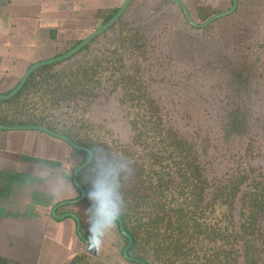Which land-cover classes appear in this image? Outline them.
<instances>
[{
    "label": "trees",
    "instance_id": "1",
    "mask_svg": "<svg viewBox=\"0 0 264 264\" xmlns=\"http://www.w3.org/2000/svg\"><path fill=\"white\" fill-rule=\"evenodd\" d=\"M193 3L197 23L222 12L214 9V0ZM119 9L98 11L95 18L104 25ZM211 26L203 30L209 32ZM99 37L66 61L35 70L13 98L0 100L1 126L43 127L92 152V162L77 177L85 198L59 208L57 214L77 215L86 240L92 239L101 219H121L133 241L128 256L145 264H264V167L251 165L252 139L239 102L243 94L264 87V46L257 45L255 52L263 55L254 57L241 47H248L249 41L240 42L200 71L202 77L217 78L227 100L234 101L217 131L202 105L185 103L191 113L182 127L190 128V134L172 124L170 119L176 118L150 91L148 79L155 80L148 76L153 48L138 30L120 28L115 46L96 49L89 58L72 63ZM111 96L122 110L124 133L88 119L95 106ZM207 124L213 129L208 135L201 128ZM66 145L70 151L61 167L71 172L76 199L81 194L73 173L89 154ZM238 161L248 163L245 169L235 165ZM221 172V178L214 176ZM75 235L93 255L82 251L73 257L74 264L124 258L128 239L114 219L99 226L92 244ZM0 264L23 263L0 256Z\"/></svg>",
    "mask_w": 264,
    "mask_h": 264
},
{
    "label": "rangeland",
    "instance_id": "2",
    "mask_svg": "<svg viewBox=\"0 0 264 264\" xmlns=\"http://www.w3.org/2000/svg\"><path fill=\"white\" fill-rule=\"evenodd\" d=\"M181 1L187 5L192 18L194 17L193 20L197 21L193 0ZM47 2L49 12L47 7L40 5V0H29V35L36 34V18L41 13L39 6L44 7L47 14L53 12L48 15L49 18L58 17L57 11H60L58 0ZM69 2L67 5L69 14L59 13L64 19L67 17V21L62 24L63 28H59L58 21L51 25L57 27L59 31L58 40L45 42L29 40V53H27L29 67L61 57L71 51L76 44L71 42L72 39L80 36L84 40L102 26H100L101 21L95 18L98 11L120 8L125 0H71ZM214 4V9L220 11H225L232 6L231 0H214ZM233 14L215 21L211 24L212 26L210 25V31L205 32L203 29L190 28L180 9L166 0H132L117 25L100 36L88 52L78 55L72 63L89 58L96 49L115 46L120 28L138 30L146 37L150 49L153 48L151 55L153 60L150 63L152 70L148 76L156 81L148 79L151 81L149 82L150 91L156 93V97L161 99V108L163 107L165 112L176 118L170 119L172 124L192 134L193 131L191 132L188 127H182L184 126L182 124L185 121L184 117L191 113V109L185 106V103L194 101L193 103L197 102L196 105L203 106L208 123L217 131L218 124L225 119V111L231 109L230 103L234 100H227L228 94L223 87H219L217 78L199 75L202 69L208 67L207 65L214 62L216 58L222 59L224 53L233 52L240 47V42L249 41L250 44L246 46L247 48L241 46L243 53L254 57L263 55L262 52L255 51L259 48L257 45L264 46V0H238V9ZM57 30L55 33L51 30L53 32L50 35L51 38L57 34ZM248 48L251 49L250 52ZM157 59L160 61L158 62ZM2 92L4 91L1 88L0 93ZM110 99L99 104L98 107L95 106L88 119L96 125L104 123L115 131L124 133L122 110L113 96ZM239 102L245 112V130L248 137L252 139L248 143L252 145V156L255 157L251 165L258 168L264 167V87L253 88L249 94H243ZM195 126L198 127L197 124ZM201 128L207 135L213 130L208 124ZM4 133H9L7 135L10 139L1 145L3 152L7 155H3L6 157L2 158L1 162L5 164L0 171L5 175L2 176L4 181L0 188V206L16 209L20 214L17 212L15 216L3 214L6 219L0 223V255L21 259L25 264H74L72 259L75 255L82 251L91 253L92 248H86L76 237L73 219L65 218L57 222L51 217L52 208L56 204L73 200L77 196L76 190L70 183V170L61 167L70 148L63 141L40 131L21 130ZM209 137L212 136L209 135ZM10 148L19 152L16 156H9L12 158L11 161H16L19 157L44 168H53L49 175L44 176L49 177L50 182L34 176V168L30 166L29 176L31 177L19 175L17 177L22 178V181L18 183L10 180H13L11 175L14 174H8L6 178V171L14 169L9 166V159H7L9 153L5 150ZM237 152L239 155L243 154ZM244 164L248 163L238 161L235 165H242L245 169ZM229 165L230 168L235 166L234 163ZM224 174L221 172L213 175L221 178ZM250 177L252 179L254 175ZM26 185H29V188ZM23 212H29V222L19 221ZM35 215L46 217L48 222L45 220V223L39 222ZM9 218L16 219L19 223H10ZM117 257L120 259V264H133L125 258ZM114 258H112L113 261L106 259L104 264H118L116 262L119 259ZM83 264L103 263L91 260Z\"/></svg>",
    "mask_w": 264,
    "mask_h": 264
},
{
    "label": "crops",
    "instance_id": "3",
    "mask_svg": "<svg viewBox=\"0 0 264 264\" xmlns=\"http://www.w3.org/2000/svg\"><path fill=\"white\" fill-rule=\"evenodd\" d=\"M47 1L51 0H45V2H41L45 8L47 7L46 3ZM71 0H58V5H60L59 12L57 11V18H49L53 14L51 13L47 14L45 11H47L44 7L41 8V13L39 16H37V30L36 34L34 36L29 35V0H0V87L2 88V95H6L10 93L20 82L21 78L24 76L25 71L29 69V56L27 53H29V40L37 42L38 40H41L42 42H45L46 40H58L60 38L59 31L57 30V27L51 26L53 23H59V28L62 29L63 22L67 21V17L64 19L59 15V13L62 14H69L67 12L68 4ZM50 4V3H49ZM49 6V5H48ZM51 7V6H50ZM59 7V6H58ZM48 9V7H47ZM50 9H48L49 12ZM61 23V27H60ZM67 24V22H66ZM53 27V29H51ZM67 27V26H66ZM58 28V29H59ZM90 29V28H89ZM51 30L55 33V30L57 34L53 38H51ZM89 31V30H88ZM95 31V30H94ZM47 35V37H46ZM83 40L80 36L79 38L72 39L71 42L76 43L77 41ZM0 88V89H1ZM0 170H2V166L5 163H1L3 160L2 158H5L6 156H3L6 153L3 152V148L1 145L4 144V142H7L10 137L9 133L4 132H11V131H2L0 130ZM3 143V144H2ZM9 153L7 159H9V166L14 167L13 170H7V176L8 174H14L11 175L13 180L11 182L18 183L21 179H19L17 176L24 175L25 177H29V166L34 168L35 174L38 172L39 179H45L47 182L49 181V177H44L49 175L51 173V170H54L53 168H44L39 166L38 164H34L32 162H29V160H24L23 158H19L16 161L12 160L9 156H16L17 152L13 148H10L9 150L5 149ZM15 159V158H14ZM34 174V175H35ZM5 174L0 171V188L3 184V178ZM22 181V180H21ZM27 188H29V185H26ZM33 188V186H32ZM77 193V192H76ZM77 197V196H76ZM17 212L16 209H6L0 206V223L4 221L3 219H6V217H3V214H13L15 216V213ZM20 214V212H17ZM22 217H20L22 222H29V212H23L21 213ZM36 216V215H35ZM11 217V216H10ZM37 217V216H36ZM48 217L49 210H48ZM52 217V216H51ZM39 222L45 223V221L48 222L46 217L39 216L37 217ZM53 219V218H52ZM10 223L13 222L14 224H17L18 220L9 218ZM45 220V221H44ZM24 227L26 225L24 223ZM59 222V221H57ZM27 228V227H26ZM2 256V255H0ZM6 257V256H4ZM7 258V257H6ZM12 260H17L23 264L25 262L21 259H14L9 258Z\"/></svg>",
    "mask_w": 264,
    "mask_h": 264
},
{
    "label": "water",
    "instance_id": "4",
    "mask_svg": "<svg viewBox=\"0 0 264 264\" xmlns=\"http://www.w3.org/2000/svg\"><path fill=\"white\" fill-rule=\"evenodd\" d=\"M170 2H173L175 4H177L179 7H181L185 19L187 21V23L189 24V26H191L192 28L195 29H204L206 27H208L209 25H211L212 23H214L215 21L230 16L231 14H233L237 8H238V0H231L232 6L225 10L222 11L218 14L213 15L212 17H210L208 20H206L203 23H197V21L193 20L187 6L183 3V1L181 0H167ZM132 0H125V2L123 3V5L120 7L119 11L115 14V16L110 19L106 24L102 25L99 29L95 30L91 35H89L86 39H84L79 45H77L75 48H73L71 51H69L68 53H66L65 55L61 56V57H57L55 59H51V60H47V61H42L40 63L34 64L32 65L24 74V76L21 78L20 82L18 83V85L8 94L6 95H0V100L1 101H7L11 98H13L21 89L22 87L25 85L26 81L28 80V78L30 77V75L37 69L45 67V66H49V65H53V64H57L60 63L62 61H65L69 58H71L72 56H74L75 54H77L81 49H83L84 47H86L89 43H91L93 40H95L97 37H99L100 35H102L104 32H106L109 28H111L122 16L123 14L127 11V9L129 8L130 4H131ZM0 130L2 131H21V130H33V131H40L43 132L53 138H57L63 142H66L68 145H70L72 148L77 149V150H82L85 151L89 154V158L88 160L81 165L79 168H77L75 170V172L73 173V177H72V181L73 184L75 185V187L77 188V190H79L80 192V197L70 200V201H64L62 203H58L57 205H55L52 208L51 211V216L55 221H61L65 218H71L75 221L76 223V233L78 235V237L83 241L86 242L88 244H92L98 235V228L99 226L110 220V219H114L119 223V227H120V231L122 233V235L124 237H126L128 239V245L127 247L123 250V257L131 262V263H135V264H145L143 261L139 260V259H134L132 257L128 256V250L130 249L131 245H132V238L129 234H127V232L124 229L123 226V222L121 219L117 218V217H107V218H103L101 219L99 222H97L94 226V234L91 240H86L83 238L82 233H81V227L82 224L80 222V219L78 218L77 215L73 214V213H64V214H57V211L59 208L63 207V206H68V205H74V204H78L81 201H83V199L85 198V191L83 190V188L79 185L78 181H77V177L78 174L81 170H83L84 168H86L93 160V154L90 150L77 146L75 145L69 138L64 137V136H60L56 133H53L49 130H47L46 128L43 127H38V126H13V127H8V126H1L0 125Z\"/></svg>",
    "mask_w": 264,
    "mask_h": 264
},
{
    "label": "flooded vegetation",
    "instance_id": "5",
    "mask_svg": "<svg viewBox=\"0 0 264 264\" xmlns=\"http://www.w3.org/2000/svg\"><path fill=\"white\" fill-rule=\"evenodd\" d=\"M167 1V0H166ZM168 2H170V1H168ZM171 4H175V3H173V2H170ZM184 3V2H183ZM185 4V3H184ZM179 9H180V11L182 12V14H183V16H184V13H183V11H182V9H181V7H179L177 4H175ZM186 5V4H185ZM187 6V5H186ZM189 10V9H188ZM190 12V11H189ZM220 13V12H219ZM190 14H191V12H190ZM184 18H185V16H184ZM83 41V40H82ZM31 67V66H30ZM29 67V68H30ZM21 175V174H20ZM34 176H37L36 174L34 175ZM29 177H31V176H29ZM22 179V178H21Z\"/></svg>",
    "mask_w": 264,
    "mask_h": 264
}]
</instances>
